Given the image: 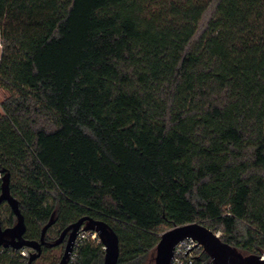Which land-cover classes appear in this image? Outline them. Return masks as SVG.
Here are the masks:
<instances>
[{"label":"trees","instance_id":"1","mask_svg":"<svg viewBox=\"0 0 264 264\" xmlns=\"http://www.w3.org/2000/svg\"><path fill=\"white\" fill-rule=\"evenodd\" d=\"M0 36V196L10 173L26 240L91 217L118 264H154L164 232L200 223L264 255V0H0ZM77 253L104 263L98 239Z\"/></svg>","mask_w":264,"mask_h":264},{"label":"water","instance_id":"2","mask_svg":"<svg viewBox=\"0 0 264 264\" xmlns=\"http://www.w3.org/2000/svg\"><path fill=\"white\" fill-rule=\"evenodd\" d=\"M1 188L0 206L7 202L16 216L17 222L13 227L3 228L0 219V249H30L32 253L29 256V264H33L42 255L43 246L46 244L44 235L48 226L44 229L40 242L26 240L24 238L26 232L25 217L21 212L19 202L10 192V173L3 177ZM83 230L95 232L100 242L104 245L105 257L103 264H118L120 255L118 236L108 224L91 217H84L65 230L63 237L68 235V238L59 264L69 263L78 234ZM187 238H192L203 246L204 252L209 256L212 264H264V255H244L223 242L216 232L200 223L177 226L164 232L160 236V241L156 248L154 264H172L176 246ZM61 242L60 240L52 246H56ZM198 244L187 250L186 255Z\"/></svg>","mask_w":264,"mask_h":264},{"label":"built area","instance_id":"3","mask_svg":"<svg viewBox=\"0 0 264 264\" xmlns=\"http://www.w3.org/2000/svg\"><path fill=\"white\" fill-rule=\"evenodd\" d=\"M0 47H2L1 43H0ZM96 239L99 240V237L95 232L86 231V230L80 231L68 264L77 263V259H78L77 250L81 245H83L86 241L96 240ZM198 243L199 242H197L192 238H187L181 241L175 248L172 264H195L196 260L199 258L201 253L204 252L203 246ZM196 244L198 245L194 247L186 255V251L192 248L193 246H195ZM16 252L20 253V255L24 258V262L22 264H29V256L32 253L30 249L23 248L21 250H16ZM194 257H198V258H194ZM204 264H208V263L204 262Z\"/></svg>","mask_w":264,"mask_h":264},{"label":"rangeland","instance_id":"4","mask_svg":"<svg viewBox=\"0 0 264 264\" xmlns=\"http://www.w3.org/2000/svg\"><path fill=\"white\" fill-rule=\"evenodd\" d=\"M0 43H1V36H0ZM1 52H2V47H0V56H1ZM5 95V92H3V90L0 89V102L3 99ZM4 216H7L8 213H6V209L4 210ZM219 236L221 235L220 232L217 233ZM59 256V253L57 251H54L52 255L49 256V258H53ZM39 264H44V262H40Z\"/></svg>","mask_w":264,"mask_h":264},{"label":"flooded vegetation","instance_id":"5","mask_svg":"<svg viewBox=\"0 0 264 264\" xmlns=\"http://www.w3.org/2000/svg\"><path fill=\"white\" fill-rule=\"evenodd\" d=\"M68 238V236H65V237H63V236H60L56 241H54V242H49V243H47L46 242V244L45 245H48L49 247H55V246H52L53 244H55L56 242H58V241H62V242H64L66 239ZM67 241V240H66ZM61 242V243H62ZM60 243V244H61ZM59 245V244H58ZM57 246V245H56Z\"/></svg>","mask_w":264,"mask_h":264}]
</instances>
